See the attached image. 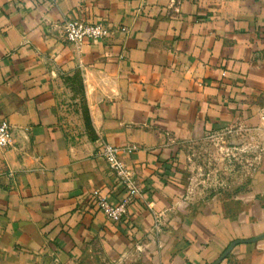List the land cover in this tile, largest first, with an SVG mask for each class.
Returning <instances> with one entry per match:
<instances>
[{
    "label": "crops",
    "instance_id": "obj_1",
    "mask_svg": "<svg viewBox=\"0 0 264 264\" xmlns=\"http://www.w3.org/2000/svg\"><path fill=\"white\" fill-rule=\"evenodd\" d=\"M65 19L113 33L77 54ZM263 112L264 0H0V264H264V157L206 197L178 171L182 147Z\"/></svg>",
    "mask_w": 264,
    "mask_h": 264
},
{
    "label": "rangeland",
    "instance_id": "obj_2",
    "mask_svg": "<svg viewBox=\"0 0 264 264\" xmlns=\"http://www.w3.org/2000/svg\"><path fill=\"white\" fill-rule=\"evenodd\" d=\"M179 178L202 197L226 193L232 183L243 184L264 157V128H233L181 148ZM230 191V190H228Z\"/></svg>",
    "mask_w": 264,
    "mask_h": 264
},
{
    "label": "built area",
    "instance_id": "obj_3",
    "mask_svg": "<svg viewBox=\"0 0 264 264\" xmlns=\"http://www.w3.org/2000/svg\"><path fill=\"white\" fill-rule=\"evenodd\" d=\"M63 38L66 44L72 46L76 53L82 46L84 40L103 41L111 36L112 30L103 23L88 24L76 20L65 19L61 24ZM123 30V29H122ZM264 121V112L261 116ZM12 145V128L6 121H0V150H5ZM97 157L101 158L107 165L109 172L117 178L131 194L138 195L137 187L131 182L122 160L119 157V149L99 140ZM98 209L106 219L121 221L126 216L127 202H121L112 206L105 197L96 198Z\"/></svg>",
    "mask_w": 264,
    "mask_h": 264
}]
</instances>
